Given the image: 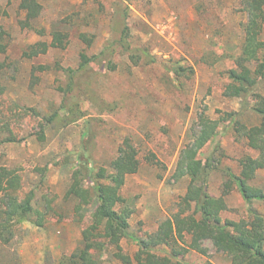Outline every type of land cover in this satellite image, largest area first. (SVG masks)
Wrapping results in <instances>:
<instances>
[{
    "label": "rangeland",
    "instance_id": "rangeland-1",
    "mask_svg": "<svg viewBox=\"0 0 264 264\" xmlns=\"http://www.w3.org/2000/svg\"><path fill=\"white\" fill-rule=\"evenodd\" d=\"M38 1L43 10L32 24L46 29L44 37L22 27L26 13L20 0H0V26L8 44L0 55V126L7 121L21 139L0 144V165L19 171V196L33 192L35 209L48 214L42 227L16 220L13 235L7 233L12 239H0V264H63L64 257L82 245V232L95 208L93 201L86 205L67 195L78 162L88 154L93 169L111 173V162L127 139L138 150L141 165L127 177L120 190L124 201L116 208L129 216L130 237L121 246L135 264L136 239H147L161 222L181 212L179 204L191 179L179 163L187 147H198L193 130L201 115L218 123L217 136L198 150V157L213 158L209 194L221 197L230 190L222 220H252L255 213L264 217L263 202L254 200L249 206L236 185L226 187L228 173H241L244 156L260 155L244 135L262 121L251 109L254 101L243 111L241 99L225 96L230 83L226 72L237 67L234 57L252 20L250 0ZM260 23L257 38L264 42V16ZM125 24L132 47L149 50L155 62L143 59L136 65L119 45L105 50L121 36ZM57 29L69 34L66 49L25 57L30 45L50 43ZM81 34L94 38L90 46ZM102 52V62L98 59L80 70L82 54ZM175 62L192 67L193 75L177 81L165 68ZM248 64L255 70L256 63ZM260 92L264 94V79ZM41 130L44 141L37 137ZM83 184L90 188L87 181ZM250 185L264 191V168L257 170ZM190 214L186 210L181 217ZM175 237L188 264H233L230 254L212 240L186 231ZM166 252L164 247L156 250L160 256ZM94 255L102 264H123L110 250Z\"/></svg>",
    "mask_w": 264,
    "mask_h": 264
},
{
    "label": "trees",
    "instance_id": "trees-1",
    "mask_svg": "<svg viewBox=\"0 0 264 264\" xmlns=\"http://www.w3.org/2000/svg\"><path fill=\"white\" fill-rule=\"evenodd\" d=\"M252 20L246 29V40L239 54L234 59L236 68L227 70L230 79L225 96L236 97L243 101V111L248 107L249 100L254 104L251 109L262 116L261 124L252 129H245L244 135L249 140L250 146L260 151L258 158L244 156L240 160L241 173L235 175L228 173L229 181L226 187L231 189L234 185L238 188L245 202L250 206L254 200L264 203V191L250 185L258 169L264 168V94L260 92V85L264 79V42L258 40L257 36L262 31L260 20L264 16V0H250ZM20 9L26 13V19L21 22L23 28L36 31L42 37L46 36L45 28H35L32 21L41 16L43 7L38 0H20ZM51 42L39 41L30 45L24 53L27 58H34L46 54L50 48L64 50L69 43V34L54 30L51 32ZM130 28L124 25L121 36L105 47V50L114 49L119 45L125 52L129 53L132 61L139 65L141 60L155 62L145 48H134L129 43ZM7 33L0 26V55L7 52ZM80 38L89 46L93 37L81 34ZM104 50V51H105ZM139 51L137 54H135ZM104 52L99 56L89 57L81 55L80 70L87 69L88 65L99 59L102 62ZM102 56V57H101ZM248 63H256L253 70ZM4 64L0 62V71ZM165 68L179 81V77H191L192 67H186L181 62L166 64ZM74 75V73H73ZM1 93V92H0ZM233 115V114H232ZM231 115V117H232ZM232 123L240 124L238 121ZM194 127V135L198 147H187L182 152L179 163L190 177L187 194L179 204L181 212L161 222L156 233L147 239L137 238L139 247L134 260L135 264H188L183 260L182 249L178 248L175 233L182 237L186 232H192L199 239L212 240L213 244L225 250L232 257L233 264H264V217L255 213L253 219H242L239 222L232 220L223 221L221 212L227 210L225 195L213 197L209 194L210 174L214 169L212 157H198V150L217 136L218 123L210 121L205 115L200 116V121ZM243 128V125H239ZM40 141L45 140L44 130L37 133ZM18 139L10 123L7 121L0 126V144L18 142ZM138 150L129 139L119 146L115 159L111 162V173L106 168L93 169V161L89 155L82 156L84 162H78V168L73 174V184L67 195L77 197L86 205L95 202V208L91 212V224L83 232L82 245L69 257L63 259V264H102L97 260L94 252H101L102 256L113 251L114 257L123 264H134L133 260L124 253L121 241L130 237V224L127 216L116 206L124 200L120 196V190L126 183L129 175L136 174L141 165ZM89 157V158H88ZM83 181H87L90 188H86ZM23 188L22 176L19 171L9 169L0 165V198L1 216L0 239L8 243L12 239L13 226L18 219H28L37 226H44L46 214L39 212L33 205L34 193L29 192L21 198L19 192ZM81 207H77L79 212ZM192 214L181 217L186 211ZM37 219H34L35 215ZM10 233L11 236H7ZM158 247L168 249L166 256L156 253Z\"/></svg>",
    "mask_w": 264,
    "mask_h": 264
}]
</instances>
